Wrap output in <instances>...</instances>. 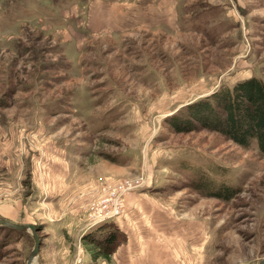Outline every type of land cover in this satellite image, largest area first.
<instances>
[{
    "label": "rangeland",
    "instance_id": "rangeland-1",
    "mask_svg": "<svg viewBox=\"0 0 264 264\" xmlns=\"http://www.w3.org/2000/svg\"><path fill=\"white\" fill-rule=\"evenodd\" d=\"M251 76L264 0H0V217L36 227L30 264L263 259L264 154L185 121ZM110 230L103 256L89 236ZM33 245L0 225V264Z\"/></svg>",
    "mask_w": 264,
    "mask_h": 264
},
{
    "label": "trees",
    "instance_id": "trees-1",
    "mask_svg": "<svg viewBox=\"0 0 264 264\" xmlns=\"http://www.w3.org/2000/svg\"><path fill=\"white\" fill-rule=\"evenodd\" d=\"M188 107L191 109L186 113L188 116L185 121L188 123L192 124L190 119L195 118L205 127L218 130L241 146L248 147L255 143L258 150L264 154L263 79L251 76L234 83L231 87H224L210 97ZM202 176L191 182L199 193L223 200H229L236 194V190L224 182L216 183L212 177ZM89 238H92L91 243L101 242L99 245L103 247L100 251H104L103 256H106L115 245L117 230L108 231L101 240H99L100 236L93 235Z\"/></svg>",
    "mask_w": 264,
    "mask_h": 264
},
{
    "label": "water",
    "instance_id": "water-1",
    "mask_svg": "<svg viewBox=\"0 0 264 264\" xmlns=\"http://www.w3.org/2000/svg\"><path fill=\"white\" fill-rule=\"evenodd\" d=\"M0 225L6 228L16 229L18 231L25 232L31 235V237L34 240V245L25 259V264H30L32 259L37 255L39 244H40V238L37 234L36 227L30 223H16V222L4 219L2 217H0ZM256 264H264V258L260 259Z\"/></svg>",
    "mask_w": 264,
    "mask_h": 264
},
{
    "label": "built area",
    "instance_id": "built-area-1",
    "mask_svg": "<svg viewBox=\"0 0 264 264\" xmlns=\"http://www.w3.org/2000/svg\"><path fill=\"white\" fill-rule=\"evenodd\" d=\"M110 215H112V214H111L110 212H108V213H106V214L103 215V218H104V217H109ZM100 217H101V216H100ZM103 218H102V219H103Z\"/></svg>",
    "mask_w": 264,
    "mask_h": 264
}]
</instances>
